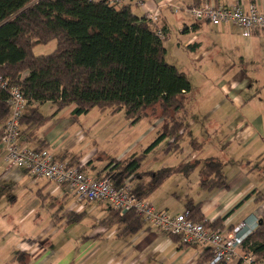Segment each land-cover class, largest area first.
<instances>
[{"label":"trees","instance_id":"1","mask_svg":"<svg viewBox=\"0 0 264 264\" xmlns=\"http://www.w3.org/2000/svg\"><path fill=\"white\" fill-rule=\"evenodd\" d=\"M196 5L202 4L198 1ZM163 31L166 40L156 35V26L146 15L138 17L125 0H0V81L7 85L4 88L0 83L1 146L10 116L9 92L18 88L28 101L21 120V145L22 140L44 145L37 132L70 107L75 120L94 109L123 112L131 126L145 119H162L166 122L162 133L142 154L111 161L96 179L109 178L116 187L130 180L135 197L149 201L172 175H189L202 166L203 189L228 188L224 165L218 158L195 159L155 172L142 171L143 162L153 150L168 140L178 150L188 133L187 106L192 84L186 73L167 61L170 31L166 27ZM52 42L56 43L52 54H34L36 47ZM47 103L55 108L52 116L39 109ZM189 145L195 153L202 149L197 139H190ZM79 168L85 172V167ZM190 206L188 217L203 223L200 205ZM66 217L72 224L85 216L67 213ZM223 221L218 218L204 223L207 229L217 231ZM146 225L149 224L140 214H124L110 207L101 222L105 228L118 227L123 237L138 234ZM169 237L180 242L177 236ZM242 253L264 264V216L257 230L244 241ZM212 259V250L206 248L197 263L210 264Z\"/></svg>","mask_w":264,"mask_h":264},{"label":"crops","instance_id":"2","mask_svg":"<svg viewBox=\"0 0 264 264\" xmlns=\"http://www.w3.org/2000/svg\"><path fill=\"white\" fill-rule=\"evenodd\" d=\"M198 1L202 5L229 6L239 0H194V4ZM242 1L246 4H255L264 10V0ZM167 2L168 0H147L140 3L142 15L138 17H144L147 10H155ZM191 3L186 1L187 5ZM181 4L176 2L175 6ZM160 12V23L169 29V38L173 32L179 30L181 37L186 39L178 46L179 55L195 57L197 59L195 65L199 69H202L201 62L210 54L205 50L206 41L203 42L202 34L209 29H215L216 33L219 32L217 36L229 37L228 31L236 27L231 24L213 27L205 22H194L189 25L182 19L176 20V15L185 11L175 14L171 6L161 8ZM177 23L180 26L175 30ZM245 38H251V41L246 47L239 42L236 43V48L241 47L237 58L243 63L246 55L252 56L255 52L258 54L260 65L257 68L252 67L253 71L250 73L243 70L245 71L243 74L239 70L233 79L221 84L222 88L215 92L214 98L211 96L209 99L215 103L213 110L230 111L224 121L220 122L221 126L214 122L218 121L216 119L218 111L212 113V106L202 109L204 116L202 125H213L218 128L217 131L221 127V133L222 127L225 126L221 139L223 145L227 144V148L231 149L229 160L236 159L241 163L228 167L229 165H225L221 158L210 157L223 162L228 188L205 190L200 185V189L204 191L203 196L199 197V202L192 198L186 206L189 212L192 210L191 204L200 205L204 222L224 219L218 230L225 233H230L243 222H247L248 228L256 231L264 216V35L258 33ZM166 49L168 55L167 46ZM250 49L247 54V50ZM223 77L221 74L219 79ZM48 105L50 106L48 116H52L55 108L50 103L40 106L39 109ZM71 113L72 111L62 117L59 113L47 124L49 125L47 128L42 127L37 132L44 145L24 140L21 141L22 145L45 148L58 161L85 167V173L94 178L100 176L111 161H125L133 156L106 161L107 158L98 155L96 142L91 140L85 142L87 135L82 138L78 136L82 131L77 127L78 119H73ZM213 116L215 119L212 120ZM60 120L63 121L59 123ZM96 123L91 127H95ZM217 131L215 130L216 133ZM199 133L190 135V139H197L203 148ZM212 133L214 134V131ZM199 154L194 153V159L204 161L198 157ZM176 167L178 166L156 167L150 171ZM144 170L142 167V171ZM170 178L148 199L152 206H157V210L165 208L159 202L169 198L165 185ZM73 195L77 198L73 190L36 178L24 169L9 170L0 144V264H198L199 257L207 248L200 244L182 246L176 238L166 236L151 225H146L138 234L123 237L118 227L105 228L93 223L91 233L93 240L85 246L81 244L80 247L69 250L68 256L61 251L63 247L60 245L63 242H59L58 247L52 245V241L58 240L61 231L70 225L67 213L97 214L100 223L108 216L109 210L103 203H92L93 205H81L79 201L75 203ZM165 211L171 212L167 207Z\"/></svg>","mask_w":264,"mask_h":264},{"label":"rangeland","instance_id":"3","mask_svg":"<svg viewBox=\"0 0 264 264\" xmlns=\"http://www.w3.org/2000/svg\"><path fill=\"white\" fill-rule=\"evenodd\" d=\"M147 0H125L126 4H131L134 13L137 16H141L140 3L146 2ZM182 19L189 25L194 23L192 17L187 13H180L176 15V20ZM180 24H176L175 30H178ZM214 30V31H211ZM219 30V29H218ZM216 30V31H218ZM179 31V30H178ZM173 32L171 38L166 43L168 48L167 61L176 66L179 70L186 73L192 84V90L189 94L187 109L189 112V120L186 123V139L177 150L172 145V141H165L159 147L151 152V154L143 162V168L146 171L156 169V167H174L185 163L195 162L194 153L195 151L189 146L190 135L199 133V139L204 144L202 150L198 152V157L202 160H206L210 157H218L225 161V165L235 166L241 163L237 160H229L230 148H227V144L222 143L221 135L225 132V126L222 127L223 133L220 129L217 131V127L213 125L204 126L202 125V109L212 106V113H216L218 121H214L221 126L220 122L224 121V118L230 111L224 110H213L215 108L214 101H210L211 96H216V91L219 92L221 84H226L230 79L235 77L239 70L244 74L246 72L253 71L252 67H258L259 60L258 54L253 53L252 56L246 55L243 63L239 61L237 53L240 48H236V43L246 47L251 38H245L243 36L242 29L233 27L228 31L229 37L224 35L217 36L215 29H209L206 33L202 34L203 42H205V50L209 51V56L202 61V69L196 66L195 57L179 55L178 47L181 42L186 39L181 37L179 32ZM239 46V45H238ZM56 49V43L52 42L46 46H38L34 49L36 56H45L52 54ZM251 51L247 50V54ZM203 56V55H202ZM242 56V55H241ZM238 57V58H237ZM209 70V72H208ZM245 70V71H243ZM222 74V79L219 76ZM211 93V94H210ZM72 107L64 109L60 114L62 117L64 114L69 115L72 111ZM41 112L48 116L50 114V106H43ZM60 117V118H61ZM215 119L213 116L212 120ZM63 120H60L62 122ZM191 121L193 123H191ZM97 122V123H96ZM96 123L95 127H91L92 124ZM165 121L162 119H145L141 123L131 126L130 122L125 119L123 112L113 114L112 111L101 112L98 109H94L87 115H83L77 120V127L82 131L80 138L87 135V140L96 142V150H98L99 156H104L107 160L112 159H123L131 155H140L146 148H148L162 133ZM49 124V122L47 123ZM49 125H46L47 128ZM215 128V129H214ZM217 131V133L215 132ZM214 131V134L212 133ZM215 135V136H214ZM217 135V136H216ZM224 135V134H223ZM231 143V142H230ZM236 144L235 142H232ZM185 148V152L184 148ZM240 165V164H239ZM227 167V166H226ZM202 166L196 169L193 173L185 175L183 173L175 174L172 176L167 184L165 190L169 193V198H164L159 202L160 205H164L163 210L166 207L170 209L171 214L186 213V206L188 202L193 198L199 202V197L203 196L204 191L200 188V172ZM4 192V191H3ZM75 195H73V198ZM74 202H78L77 198ZM73 203V201H72ZM93 205V204H91ZM155 208L157 206L153 205ZM86 219L72 223L67 226L58 236V240L52 241L54 247H58L59 242H63L60 247L62 252L67 253L68 251L75 248L85 246L91 242L92 239V224L96 223L101 226V222L98 223L99 216L97 214L86 215L82 212ZM103 227V226H101ZM69 256V254H68Z\"/></svg>","mask_w":264,"mask_h":264},{"label":"built area","instance_id":"4","mask_svg":"<svg viewBox=\"0 0 264 264\" xmlns=\"http://www.w3.org/2000/svg\"><path fill=\"white\" fill-rule=\"evenodd\" d=\"M186 1L192 2L187 5ZM181 2L180 6H175ZM171 6L175 14L187 12L195 23L205 22L213 27L231 24L242 29L245 37L255 34L264 35V10L257 5L246 4L239 0L233 5L204 4L197 6L194 0H168L155 10H147L146 18L156 26V35L166 40L161 26L160 9ZM0 83L5 88L6 83ZM8 105L10 116L4 126L3 146L4 160L8 169H24L36 178L47 180L73 190L81 205L103 203L114 210L128 213L134 211L140 214L152 227L166 236H177L183 245L200 244L212 250L213 259L210 264L223 262L225 264H257L255 257L242 253L244 241L255 230L248 228L247 222L241 223L230 233L207 229L205 223L191 220L189 212L171 214L158 211L147 200H139L133 194L130 180L120 187L113 185L111 179L98 180L81 171L79 167H72L66 162L58 161L48 150H36L23 147L20 144L21 120L26 111L28 101L20 89L10 90Z\"/></svg>","mask_w":264,"mask_h":264}]
</instances>
